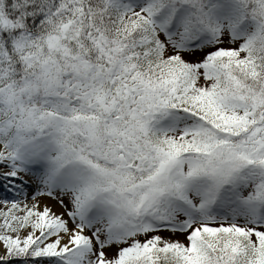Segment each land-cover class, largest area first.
Returning <instances> with one entry per match:
<instances>
[{"label": "snow or ice", "instance_id": "1", "mask_svg": "<svg viewBox=\"0 0 264 264\" xmlns=\"http://www.w3.org/2000/svg\"><path fill=\"white\" fill-rule=\"evenodd\" d=\"M0 264H264V0H0Z\"/></svg>", "mask_w": 264, "mask_h": 264}]
</instances>
